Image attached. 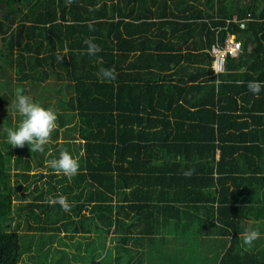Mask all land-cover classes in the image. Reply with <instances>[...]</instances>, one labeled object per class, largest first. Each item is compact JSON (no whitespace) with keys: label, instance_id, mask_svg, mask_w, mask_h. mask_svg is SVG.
<instances>
[{"label":"trees","instance_id":"obj_1","mask_svg":"<svg viewBox=\"0 0 264 264\" xmlns=\"http://www.w3.org/2000/svg\"><path fill=\"white\" fill-rule=\"evenodd\" d=\"M0 8V79L12 78L5 67L14 70L17 90L27 96L42 86L60 87L67 96L50 109L63 134L78 132L76 138L52 135L62 137L57 149L53 141L43 152L18 147L16 160L28 157L14 172L25 183L15 185L9 144L0 139V264H22L24 257L26 264H57L47 258L60 252L55 240L86 231L91 223H76L88 218H75L89 203L105 224L114 205L116 215L133 211L147 227L185 222L176 243L179 255L194 262L264 264V235L247 246L255 253L245 259L240 235L245 218L264 227V170L251 169L264 163V127L245 131L242 143L226 131L238 100L254 96L247 83L264 84V0H73L70 6L0 0ZM247 14L252 20L236 26ZM227 34L240 48L226 53L215 74L210 49ZM89 39L101 49L92 56ZM102 68H114L116 80H102ZM40 105L49 109L50 102ZM62 150L79 161L77 175L69 180L48 167L39 174L41 185L31 186L28 158L41 166ZM240 158L247 167L238 166ZM61 195L69 212L47 202ZM170 197H178L177 207L167 203ZM197 236L215 241L218 251ZM200 244L202 251L214 249L209 259Z\"/></svg>","mask_w":264,"mask_h":264},{"label":"crops","instance_id":"obj_2","mask_svg":"<svg viewBox=\"0 0 264 264\" xmlns=\"http://www.w3.org/2000/svg\"><path fill=\"white\" fill-rule=\"evenodd\" d=\"M138 64L140 65V62H138ZM216 83L214 82L215 85ZM202 92L206 94V91L202 90ZM246 99L247 101L245 102L240 99L238 100L237 108L233 112L236 116L232 117L233 120L230 121L229 127L226 129L227 133L232 131L235 133L234 137L238 140V143H242L245 131L251 132L253 128L260 129L264 127V111H261L264 110L262 109L264 108V88L261 89L258 96L254 95L253 97H246ZM249 144H252V142H243L244 146ZM239 164V167H247V163L245 164V160H242V158H240ZM251 167L252 166H250V168ZM258 168L264 170V163H262L260 167L258 165L251 169ZM247 175L248 174H245L244 177ZM177 199L178 197H170L167 203L173 205L175 208L177 207ZM173 200L177 202H173ZM91 204L92 203H89V205L86 204L87 208L82 209L81 213H78L75 218V221H79L77 217L80 218V214L88 219L91 218L89 221H87V219L85 220L86 222L82 221L81 223H76V227H84L81 224L91 223L85 225L88 227L86 231H83L84 229L78 231L77 228L78 232H73L71 234L69 232H64L67 236H62V233H60L59 236L61 237V241L59 239L57 245H55L54 242L53 247L57 246L60 248L58 260L61 264H202L199 261L194 262L192 258L182 254L179 255L181 244L176 243L174 245L172 242V240L176 242L177 233L185 229L183 228L185 222L178 223L174 219H169L164 221L163 224L147 227L145 224H141L133 211H122L119 215H116L117 209L114 205L110 215L111 218L108 217L109 220L105 221V224L104 222H99V211L91 212L89 210L88 207H90ZM112 204H114V202ZM241 224L240 235L249 228L259 230V238L255 241H259L261 235H264V227L261 220L245 218L242 220ZM190 229L192 228L187 230ZM197 238L202 244L212 243L215 251L216 248L218 251V246L215 241L207 243L208 240L205 236H197ZM99 241L103 242L101 246L98 245ZM202 244H200L201 252L207 254L204 256L205 259H209L214 249L210 248V250H212H208V252L205 250L202 251ZM158 245L161 247L162 251L166 250V253H159L156 248ZM255 246L254 243V247ZM243 249L246 250L244 259L248 258L249 252L251 254H253L252 252L255 253L250 247L244 246ZM252 260H254V257H252ZM220 261L221 260L218 258V260L213 261L211 264H220ZM234 264H248V262H236Z\"/></svg>","mask_w":264,"mask_h":264},{"label":"clouds","instance_id":"obj_3","mask_svg":"<svg viewBox=\"0 0 264 264\" xmlns=\"http://www.w3.org/2000/svg\"><path fill=\"white\" fill-rule=\"evenodd\" d=\"M73 0H66V6H70ZM90 30H92L90 26ZM87 45V54L92 56L101 51L99 46L92 40H85ZM63 56H58V60H62ZM99 77L106 81L112 82L116 80V71L114 68H102L99 70ZM264 87L260 81H249L247 88L254 95H259L261 88ZM12 114L20 117L19 123L15 129H6L7 143L14 147H24L25 144L30 146L29 150L33 152H43L44 146L47 145L52 138V134L57 127V115L52 109H45L38 103H34L32 99L17 90L15 99L10 105ZM48 167L56 172L57 175H62L69 180L77 175L79 171V161L74 158L68 151L62 150L59 158L51 159L48 162ZM186 176L192 174V170L184 173ZM49 205L58 204L65 212L71 210L65 196L49 198ZM259 230L246 229L241 238L245 246H251L252 243L259 238Z\"/></svg>","mask_w":264,"mask_h":264},{"label":"rangeland","instance_id":"obj_4","mask_svg":"<svg viewBox=\"0 0 264 264\" xmlns=\"http://www.w3.org/2000/svg\"><path fill=\"white\" fill-rule=\"evenodd\" d=\"M1 7H3L2 3H1ZM3 12H4L3 9L0 8V14L1 15L3 14ZM0 44H1V42H0ZM3 67H5L4 64L2 66V70H3ZM3 71L7 75H10L12 77V78H6V80L0 79V139L2 141L5 140V142H7V134H6L5 130L9 129V128L15 129L17 127L18 123H19V120H20V117L18 115L14 116L12 114V111H11V108H10L11 103L13 102V100L16 97V91H17V88L20 86V82H18L16 80L14 70H10V68L6 69V67H5V69ZM0 77H1V75H0ZM6 86H7V88H5ZM36 88H37V86H36ZM57 88H58L57 85L42 86V87L37 88L34 91V93H32V96L29 95V97L32 99V101L34 103H38V104H42V103L44 104V103L50 102V107L49 108H53L54 107L53 102H54L55 99H57V97H66L67 96L66 94L64 95L60 91V89H59L60 87L58 88V90H56ZM6 89H8V90H6ZM9 89H10V91H9ZM23 94L26 95V93H23ZM58 111L61 112L60 110H58ZM72 122L73 123L75 122V118L73 119ZM73 123H71V124H73ZM56 124H57V127H56V129L54 130V132L52 134L53 137H56L57 135H62L63 137L67 136L69 138L78 137V132L75 131L74 129H71V128L70 129H66L64 131V134H63L62 130L65 129V128L64 127H60L59 122H56ZM71 124L67 123L66 127L68 125H71ZM52 139L53 138H51V141H53L54 143H57V144H55L57 146L56 147V149H57L58 148V143H60L62 137H60V139L59 138L55 139V140H52ZM17 148L18 147H14V146L9 145V151L11 152V161H10V171H11V181H12L11 183L13 185H15V183H16L15 180H17L18 182H20L22 184L25 183L23 181V179L20 176L18 177L14 172L21 170V167L23 166V163H24V161H22L23 158H25V157L27 158L28 157L25 153H22L23 154L22 155V160H18L17 161L16 160V156H17V150L16 149ZM29 148H30V146L28 147L27 144H25L24 147H22L23 150H29ZM47 149H50V148L48 147ZM52 154H53V152H52ZM28 159H29V164H30V167H31L30 173H33V175H35L34 176L35 181L33 183H31V186L41 185V182L38 179V177H39V174H43V175L47 174V172H48V163L47 162L49 160L48 159H42V162H43L42 165L38 166V165H34V163L31 160V158H28ZM43 179H44V177H43ZM15 203L17 204L19 202H15ZM30 232H33L32 234H35V230H31ZM21 240L23 241V244H24L25 243L24 240H27L26 236L25 235H23V236L21 235L20 236V241ZM172 242H173L174 245L176 244L175 241L172 240ZM57 243H58L57 240H55V245H57ZM102 244H103V242H101V241L98 242L99 246H101ZM53 250H54V248L52 249V251ZM47 258H48V260L50 262H53V263L57 262V264H61L58 261V258H59V253L58 252L56 254L49 253ZM24 260H21L22 264H26V261H28L27 258H25V257H24Z\"/></svg>","mask_w":264,"mask_h":264},{"label":"built area","instance_id":"obj_5","mask_svg":"<svg viewBox=\"0 0 264 264\" xmlns=\"http://www.w3.org/2000/svg\"><path fill=\"white\" fill-rule=\"evenodd\" d=\"M249 20L252 19L250 15L247 14L244 18L236 21L235 25L239 28H243ZM239 48L240 41L236 40L233 34H227L223 45L216 43L211 46L210 52L214 55L211 66L215 74L223 70L226 53L236 54Z\"/></svg>","mask_w":264,"mask_h":264},{"label":"water","instance_id":"obj_6","mask_svg":"<svg viewBox=\"0 0 264 264\" xmlns=\"http://www.w3.org/2000/svg\"><path fill=\"white\" fill-rule=\"evenodd\" d=\"M0 42H1V40H0Z\"/></svg>","mask_w":264,"mask_h":264}]
</instances>
